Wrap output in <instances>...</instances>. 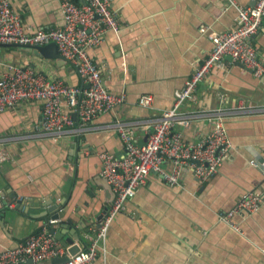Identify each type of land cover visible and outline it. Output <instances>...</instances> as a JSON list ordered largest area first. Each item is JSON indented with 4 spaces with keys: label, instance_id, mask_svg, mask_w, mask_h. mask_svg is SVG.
<instances>
[{
    "label": "crops",
    "instance_id": "1",
    "mask_svg": "<svg viewBox=\"0 0 264 264\" xmlns=\"http://www.w3.org/2000/svg\"><path fill=\"white\" fill-rule=\"evenodd\" d=\"M11 2L34 29L62 24V0ZM237 2L247 6L256 0ZM112 9L122 30L109 32L90 54L107 89L126 96L121 106L100 115L81 135L69 130L58 139L40 130L41 101L0 113V152L8 157L0 164V252L40 232L53 214L49 209L64 201L62 221L53 227L86 247L77 236L83 232L86 241L87 230L95 228L112 200L98 153L118 158L126 154L116 123L130 126L136 143L145 144L157 118L175 107L177 90L213 49L200 29L228 30L236 17L228 0H112ZM255 44L264 59V22ZM0 56L31 64L70 85H84L69 62L59 67L24 46L2 45ZM219 90L226 94L227 107L244 99L253 108L227 119L233 146L220 171L202 186L191 168L176 186L151 173L127 210L113 220L91 264H264V204L251 216L234 217L239 230L219 220V213L232 209L245 193H264L262 170L252 164L264 156V79L226 58L224 70H215L200 83L198 102L182 109L202 114L216 109ZM145 94L154 97L151 107L139 104ZM66 111L71 112L67 106ZM210 130L208 117H197L184 138L198 141ZM17 200H23V208H17Z\"/></svg>",
    "mask_w": 264,
    "mask_h": 264
},
{
    "label": "built area",
    "instance_id": "2",
    "mask_svg": "<svg viewBox=\"0 0 264 264\" xmlns=\"http://www.w3.org/2000/svg\"><path fill=\"white\" fill-rule=\"evenodd\" d=\"M228 2L236 10L233 27L225 31L210 27L200 29V33L213 42V49L195 66L192 77L177 90L175 107L164 111L156 120L148 141L142 145L136 143L132 128L117 122L118 133L125 144V156L118 158L107 151L98 153L103 162L102 176L112 186L115 198L95 228L88 232V247H82L77 254L71 255L70 246H65L51 233V227L62 220L50 218L40 232L32 234L14 248L1 251L0 264H27L30 260L33 264H44L46 260L64 256H68V261L57 264H91L99 257L101 242L106 239L113 220L128 208L129 201L147 183L151 172H158L169 186H175L187 167L193 169L199 184H204L220 171L233 146L227 119L232 115L250 113L253 108L244 99L236 107H227V97L222 90L217 92L219 106L206 114L186 112L182 107L198 102L200 83L215 70H224L229 56L251 70L256 78L264 79V59L255 44L264 22V0H256L254 5L247 6L237 0ZM60 13L61 25L48 30L34 29L23 22L19 12L12 7L11 0H0V47L4 44L37 47L55 42L84 83L89 85L88 88L71 86L31 64L22 65L0 56V113L23 103L41 101L43 133L57 139L73 130L77 124L75 115L79 117L80 125L85 127L125 102V95L111 93L105 87L102 71L90 55V50L102 44L109 32L120 33L122 30L112 9V0L79 3L62 0ZM153 101L152 95L145 94L139 104L151 107ZM66 106L71 112L66 111ZM202 116L208 117L211 130L198 141H187L184 138L185 129L195 118ZM84 127L75 131L80 132ZM7 159V155L0 152V164ZM165 163L171 167L167 169ZM252 164L261 168L264 176V156L261 160L252 161ZM263 204L264 193L251 190L242 195L231 210L220 212L219 220L239 230L234 217L237 214L251 216Z\"/></svg>",
    "mask_w": 264,
    "mask_h": 264
},
{
    "label": "water",
    "instance_id": "3",
    "mask_svg": "<svg viewBox=\"0 0 264 264\" xmlns=\"http://www.w3.org/2000/svg\"><path fill=\"white\" fill-rule=\"evenodd\" d=\"M83 2L85 0H82ZM4 46H20V45H17V44H4ZM20 47H23V46H20ZM24 48H28L30 51H32L35 55L37 56H41L43 58H46V59H50V60H53L56 62V64L59 66V67H64L66 66L67 64V60L62 56V54L60 53L59 51V48L58 46L56 45V43H51L47 46H39L37 48H31L30 46H24ZM228 59H231V57H227ZM242 65V64H241ZM103 180L105 181L106 183V186L108 188V191L111 192L112 194V200L111 202L113 201V199L115 198V193L112 189V186L108 183V180L104 177H102ZM23 200H17V208H23ZM67 206V202L64 201L61 205H54L53 208H50L49 211H52L53 214L50 216L51 219H61L63 218L62 217V213L64 212V209L66 208ZM69 222H73V220H68ZM90 231V230H89ZM87 230V232H89ZM51 233L55 234L57 236V238L59 240H61L63 242V244L65 246H70V250H69V253L71 255H75L77 254L80 249L82 247L79 246V244H76L75 242V238H72V237H68L66 238L63 234V232L61 230H58L57 228L55 227H51ZM80 240H82L83 242H85V245L86 247H88V244L86 241H84V236H83V232H80L79 236H77ZM68 256H64V257H56L52 260H46L44 262V264H57V263H62V262H66L68 261ZM29 264H33V261L30 260L29 261Z\"/></svg>",
    "mask_w": 264,
    "mask_h": 264
},
{
    "label": "bare ground",
    "instance_id": "4",
    "mask_svg": "<svg viewBox=\"0 0 264 264\" xmlns=\"http://www.w3.org/2000/svg\"><path fill=\"white\" fill-rule=\"evenodd\" d=\"M21 17H22V16H21ZM22 20H23V19H22ZM51 29H52V28H51ZM52 43H55V42H52ZM50 44H51V43H50ZM47 45H49V44H47ZM47 45H45V46H47ZM56 45H57V44H56ZM100 45H101V44H100ZM20 46H21V45H20ZM26 46H29V45H26ZM57 46H58V45H57ZM30 47H31V48H37V47H39V46H37V47L30 46ZM42 47H43V46H42ZM58 48H59V47H58ZM95 48H96V47H95ZM59 51H60V50H59ZM90 51H91V50H90ZM60 53H61V51H60ZM61 54H62V53H61ZM90 55H91V54H90ZM62 56H63V55H62ZM63 57H64V56H63ZM91 57H92V56H91ZM64 58H65V57H64ZM92 58H93V57H92ZM65 59H66V58H65ZM93 59H94V58H93ZM66 60H67V59H66ZM67 61H68V60H67ZM94 61H95V60H94ZM68 62H69V61H68ZM68 62H67V63H68ZM69 63H70V62H69ZM70 64H72V63H70ZM102 77H103V76H102ZM82 81H83V80H82ZM103 81H104V80H103ZM65 83H66V82H65ZM83 83H84V81H83ZM66 84H68V83H66ZM68 85H70V84H68ZM104 85H105V84H104ZM71 86H74V85H71ZM75 87H80V88H84V87H85V88H88L89 85L84 83L83 86H75ZM105 87H106V86H105ZM106 88H107V87H106ZM111 93H112V92H111ZM118 95H119V94H118ZM122 95H124V94H122ZM125 99H126V96H125ZM153 102H154V101H153ZM115 109H116V108H115ZM160 116H161V115H160ZM160 116H159V117H160ZM159 117H158V118H159ZM75 118H76V120H79V117H78V116H75ZM158 118H157V120H158ZM121 122H122V121H121ZM123 124H125V123H123ZM126 125H127V124H126ZM152 133H153V132H152ZM148 139H149V138H148ZM147 141H148V140H147ZM153 145H154V143H153ZM166 165H169V164H166V163H165V166H164V167H166ZM112 167H113V166H112ZM170 167H171V166H170ZM187 168H190V167H187ZM187 168H185L184 171H185ZM191 169H192V168H191ZM143 170H144V169H143ZM184 171H183V173H184ZM192 171H193V169H192ZM154 172H155V171H154ZM193 172H194V171H193ZM151 173H153V172H151ZM156 173H158V172H156ZM183 173H182V175H183ZM158 174H159V173H158ZM194 176H195V175H194ZM214 176H215V175H214ZM214 176H213V177H214ZM148 178H149V177H148ZM181 178H182V176H181ZM211 178H212V177H211ZM211 178H210V179H211ZM195 179H196V178H195ZM210 179H209V180H210ZM180 180H181V179H180ZM209 180H208V181H209ZM196 181H197V180H196ZM208 181H207V182H208ZM147 182H148V181H147ZM197 182H198V181H197ZM207 182H205V183H207ZM205 183H204V184H205ZM178 184H180V181H179ZM178 184H177V185H178ZM198 184H199V183H198ZM204 184H199V185L202 186V185H204ZM175 186H176V185H175ZM230 210H231V209H230ZM227 211H229V210H227ZM227 211H222V212H227ZM55 236H56V235H55ZM56 237H57V236H56Z\"/></svg>",
    "mask_w": 264,
    "mask_h": 264
},
{
    "label": "rangeland",
    "instance_id": "5",
    "mask_svg": "<svg viewBox=\"0 0 264 264\" xmlns=\"http://www.w3.org/2000/svg\"><path fill=\"white\" fill-rule=\"evenodd\" d=\"M73 117H74V116H73ZM89 125H90V124H89ZM89 125L84 127L83 125H79V124H76V123H75L74 128H73L72 131H73L75 134H77V135H78V134H82L83 132H85V130H86L87 128H90ZM39 127H40L41 132L43 133V130H42V127H41V120H40V122H39ZM82 127H84V128H83L84 130H82V131H80V132L75 131V130H79V129H81ZM43 134H44V133H43ZM46 135H49V134H46ZM49 136H52L53 139H57V138H56L55 136H53V135H49ZM102 169H103V168H102ZM104 178H105V177H104ZM126 210H127V209H126ZM126 210H125V211H126Z\"/></svg>",
    "mask_w": 264,
    "mask_h": 264
},
{
    "label": "trees",
    "instance_id": "6",
    "mask_svg": "<svg viewBox=\"0 0 264 264\" xmlns=\"http://www.w3.org/2000/svg\"><path fill=\"white\" fill-rule=\"evenodd\" d=\"M75 1L78 2V3L80 2L79 0H75Z\"/></svg>",
    "mask_w": 264,
    "mask_h": 264
}]
</instances>
